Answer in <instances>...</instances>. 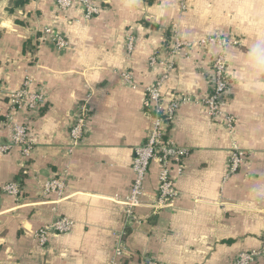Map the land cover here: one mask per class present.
I'll use <instances>...</instances> for the list:
<instances>
[{"label": "crops", "instance_id": "obj_1", "mask_svg": "<svg viewBox=\"0 0 264 264\" xmlns=\"http://www.w3.org/2000/svg\"><path fill=\"white\" fill-rule=\"evenodd\" d=\"M99 14L85 19L80 8L59 11L51 0L0 7V188L21 187L15 199L0 190V264H108L118 242L126 249L118 264H232L241 252L258 250L264 239V0H90ZM50 27L68 42L54 50L36 40ZM175 28L184 39L237 37L226 49L229 89L222 108L236 119L229 135L201 105L181 106L167 137L188 150L182 171L172 170L179 193L173 205L152 213L159 165L152 163L141 205L125 218L119 200L128 195L135 147L144 143L149 116L143 88L161 73L148 66L153 52L166 54ZM135 37L132 53L126 38ZM218 51L183 49L161 86V95L201 98L209 59ZM129 73L136 87L122 79ZM45 97L37 113L11 111L8 91L21 88ZM89 97L91 112L83 144L68 153L75 106ZM28 125L33 151L24 157L10 143L6 117ZM245 152L238 171L226 176L231 141ZM66 182L64 197L42 195L55 176ZM57 217L73 222L70 232L39 246L34 232ZM253 264H264L259 259Z\"/></svg>", "mask_w": 264, "mask_h": 264}, {"label": "built area", "instance_id": "obj_2", "mask_svg": "<svg viewBox=\"0 0 264 264\" xmlns=\"http://www.w3.org/2000/svg\"><path fill=\"white\" fill-rule=\"evenodd\" d=\"M59 11L77 7L83 12L85 19H91L99 14V7L90 0H51ZM179 12L184 13L187 9L186 0H179ZM36 40L40 43L49 42L54 50L62 51L67 49L68 42L63 34L45 27L38 31ZM135 37L128 35L126 38V52L132 53L134 49ZM240 44V39L222 34H212L201 37L195 41H188L181 37L178 31L173 28L167 43L166 54L163 57L160 52H153L148 57V66L151 69L158 68L161 73L150 85L143 88L144 99L143 110L149 116V128L144 143L135 147L134 157L131 163L133 180L127 196L118 202L123 206L125 218H133L134 209L141 205V197L144 192V182L149 167L152 163L159 165L157 198L150 205L152 213L157 214L160 210L170 207L179 196L175 187V179L172 170L181 173L183 159L188 155V150L176 145L167 137L166 127L173 121L178 109L186 104L201 105L209 119L217 121L223 125L229 135L235 132V116L222 108V99L229 89L228 66L226 59V49L236 47ZM216 46L218 51L209 59L208 70L206 71V93L201 98H193L190 95H175L171 100H165L161 95V86L168 79L170 72L175 66V61L181 50L198 47L208 49ZM122 79L131 88L136 85L129 73L121 75ZM7 97L11 111L37 113L45 102V97L41 91L31 90V79L28 77L23 82L21 88L8 91ZM90 100L86 97L78 103L73 111L68 137L70 144L67 148L71 153L75 148L83 144L86 137L88 122L90 119ZM6 126L10 130V143L1 149L6 151L11 147L18 148L24 157L31 155L33 151V140L29 135V127L26 124L17 123L12 120L10 114L6 117ZM245 152L239 148L234 137L230 144L226 176H230L238 171L245 162ZM1 193L17 199L21 193V187L16 182L6 183L1 188ZM66 182L63 176H55L47 179L42 186V195H54L57 199L64 197ZM73 222L65 217H57L50 224L37 229L34 232V239L41 247L49 243L52 235H61L70 232ZM126 253L125 246L118 242L113 251L112 258L108 264H118V259ZM259 259H264V239L258 250L239 253L232 264H253ZM145 264H158L151 256L145 257Z\"/></svg>", "mask_w": 264, "mask_h": 264}, {"label": "rangeland", "instance_id": "obj_3", "mask_svg": "<svg viewBox=\"0 0 264 264\" xmlns=\"http://www.w3.org/2000/svg\"><path fill=\"white\" fill-rule=\"evenodd\" d=\"M13 1L14 0H6V1H4V2H2V3H0V7H3V12L5 11V10H8V9H10L12 6H13ZM211 35V34H210ZM205 36H208V35H205ZM204 37V36H203ZM237 38V37H236ZM229 48V47H228ZM215 54V53H214ZM213 54V55H214Z\"/></svg>", "mask_w": 264, "mask_h": 264}, {"label": "trees", "instance_id": "obj_4", "mask_svg": "<svg viewBox=\"0 0 264 264\" xmlns=\"http://www.w3.org/2000/svg\"><path fill=\"white\" fill-rule=\"evenodd\" d=\"M29 0H14L13 5L14 7L22 6L23 4H26Z\"/></svg>", "mask_w": 264, "mask_h": 264}, {"label": "water", "instance_id": "obj_5", "mask_svg": "<svg viewBox=\"0 0 264 264\" xmlns=\"http://www.w3.org/2000/svg\"><path fill=\"white\" fill-rule=\"evenodd\" d=\"M4 1H6V0H0V3L4 2Z\"/></svg>", "mask_w": 264, "mask_h": 264}]
</instances>
